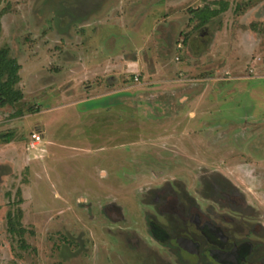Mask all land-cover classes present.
I'll return each mask as SVG.
<instances>
[{
	"label": "rangeland",
	"instance_id": "obj_1",
	"mask_svg": "<svg viewBox=\"0 0 264 264\" xmlns=\"http://www.w3.org/2000/svg\"><path fill=\"white\" fill-rule=\"evenodd\" d=\"M218 1L0 0L23 92L0 108V264L165 259L148 218L173 191L203 208L241 196L247 210L223 212L264 243V0H223L196 29ZM123 233L151 252H121Z\"/></svg>",
	"mask_w": 264,
	"mask_h": 264
},
{
	"label": "flooded vegetation",
	"instance_id": "obj_2",
	"mask_svg": "<svg viewBox=\"0 0 264 264\" xmlns=\"http://www.w3.org/2000/svg\"><path fill=\"white\" fill-rule=\"evenodd\" d=\"M217 180L222 183L220 179ZM177 185L181 183L178 182ZM166 186L172 187L170 184ZM173 193L174 195H159L154 200V205L157 206L156 215L151 214L148 218V236L167 250V257H159L160 260L156 262L137 261L135 264H264V255L260 254L264 243L246 237L253 235L252 231L227 212H223L228 209L247 210L248 207L241 196L222 192L223 199L219 201L221 206L216 208L208 205L203 208L196 199L189 197V202L186 200L184 203L175 191ZM108 209L121 215V218L117 216L115 219L125 220L122 210H118L114 205H110ZM219 210L222 211L218 212ZM229 219L233 221L230 228L226 222ZM123 234L125 246L121 252H151L146 239ZM116 245H119L118 242L114 244ZM118 249L116 246L114 252ZM156 254L159 256L158 251ZM257 255V260L252 259Z\"/></svg>",
	"mask_w": 264,
	"mask_h": 264
},
{
	"label": "trees",
	"instance_id": "obj_3",
	"mask_svg": "<svg viewBox=\"0 0 264 264\" xmlns=\"http://www.w3.org/2000/svg\"><path fill=\"white\" fill-rule=\"evenodd\" d=\"M218 8L205 7V8H197L192 12L195 13L193 17V22L196 24V29H202L208 24H210L213 20L217 19L224 13L228 12L230 9V3L228 1H218L215 3ZM242 9V5H239L238 10ZM4 13H0V36L2 32V18ZM196 22V23H195ZM188 38V36H187ZM21 65L15 58L10 56L9 48L0 49V108L7 105H14L20 102L23 99V92L17 88L21 81L20 77ZM0 144L1 141L5 144L11 143L10 135H1L0 136ZM21 215V213H20ZM19 218V217H18ZM20 219V218H19ZM15 217H13L12 213L8 215V224L9 231L12 234H16L17 232L24 234L25 230L20 228L17 229L15 224ZM1 246V245H0Z\"/></svg>",
	"mask_w": 264,
	"mask_h": 264
},
{
	"label": "crops",
	"instance_id": "obj_4",
	"mask_svg": "<svg viewBox=\"0 0 264 264\" xmlns=\"http://www.w3.org/2000/svg\"><path fill=\"white\" fill-rule=\"evenodd\" d=\"M115 60L117 61V58H116ZM123 60H124V61H127V58H126V59H123ZM128 61H129V60H128ZM129 62H131V61H129ZM129 62H126V63H129ZM121 63H122V60L120 59L118 65L115 66V71L119 72V70H118V66H120ZM126 63H122L120 67L124 66ZM100 68H102V67H100ZM100 68H99V69H100ZM112 68H113V67H112ZM121 72H123V70H122ZM102 73H103V72H102ZM102 73H101V74H102ZM111 81H112V82H111L110 85H115V84L117 83V81H115L113 77L111 78ZM113 83H114V84H113ZM31 138H32V137H31ZM41 138H42V137H41ZM42 141H43V140L41 139V141H40L38 144H35L34 141L32 140V143H31L32 148H39V146L42 144Z\"/></svg>",
	"mask_w": 264,
	"mask_h": 264
},
{
	"label": "built area",
	"instance_id": "obj_5",
	"mask_svg": "<svg viewBox=\"0 0 264 264\" xmlns=\"http://www.w3.org/2000/svg\"><path fill=\"white\" fill-rule=\"evenodd\" d=\"M41 139H42L41 135L38 133H35L32 136V140L34 141L35 144H38L41 141Z\"/></svg>",
	"mask_w": 264,
	"mask_h": 264
}]
</instances>
